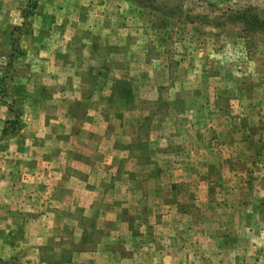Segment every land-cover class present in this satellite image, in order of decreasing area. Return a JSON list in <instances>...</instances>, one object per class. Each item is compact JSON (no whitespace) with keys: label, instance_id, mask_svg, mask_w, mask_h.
<instances>
[{"label":"rangeland","instance_id":"rangeland-1","mask_svg":"<svg viewBox=\"0 0 264 264\" xmlns=\"http://www.w3.org/2000/svg\"><path fill=\"white\" fill-rule=\"evenodd\" d=\"M0 264H264V0H0Z\"/></svg>","mask_w":264,"mask_h":264}]
</instances>
